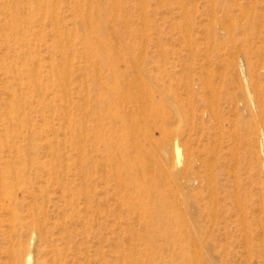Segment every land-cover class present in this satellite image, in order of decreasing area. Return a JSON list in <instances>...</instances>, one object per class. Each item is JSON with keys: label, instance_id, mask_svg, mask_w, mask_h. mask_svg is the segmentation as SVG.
Instances as JSON below:
<instances>
[{"label": "rangeland", "instance_id": "1", "mask_svg": "<svg viewBox=\"0 0 264 264\" xmlns=\"http://www.w3.org/2000/svg\"><path fill=\"white\" fill-rule=\"evenodd\" d=\"M186 211L264 264V0H0V264H183Z\"/></svg>", "mask_w": 264, "mask_h": 264}, {"label": "bare ground", "instance_id": "2", "mask_svg": "<svg viewBox=\"0 0 264 264\" xmlns=\"http://www.w3.org/2000/svg\"><path fill=\"white\" fill-rule=\"evenodd\" d=\"M90 7H91V11L94 12L95 11V7H93V5H90ZM89 20H90L92 25L93 24H97V26H99L98 22H100V20L102 22L101 24H103V25H105L104 22H106L105 19L101 17V15H99L98 18L96 16L95 19H94V17H90ZM98 44H99V46L105 47V43H103V41L101 39L98 41ZM106 44H108V43H106ZM176 146H177L176 147V152L179 155L180 154V147L178 145H176ZM235 193H237V192H235ZM211 200H212V198H211ZM211 200H210V202H211ZM204 201H205L204 198H202L200 200V202H204ZM237 203H239V202H237ZM207 204L208 203L204 202V205H206V208H208ZM201 206L202 205L199 203V207L200 208H201ZM200 212H201V214H200V218H201V215H203L204 211H200ZM174 218L175 219L176 218H180V215H176V216H174ZM193 219L194 218H193L192 214L188 213L187 211L184 212V214H183V222L186 224L187 236H186V240H185V242L183 244L184 245L183 248H185V251H184L185 252V255H184L185 259H184L183 264H201V259L198 256V253L196 252V250L198 248V242H197V239L194 236L193 227L190 225V222L191 221L193 222ZM172 225H178V220L176 222L172 223ZM19 255H20L19 253L16 254V256H19Z\"/></svg>", "mask_w": 264, "mask_h": 264}]
</instances>
